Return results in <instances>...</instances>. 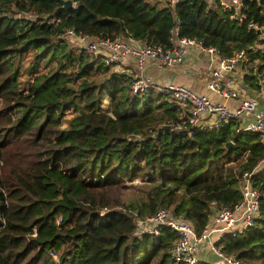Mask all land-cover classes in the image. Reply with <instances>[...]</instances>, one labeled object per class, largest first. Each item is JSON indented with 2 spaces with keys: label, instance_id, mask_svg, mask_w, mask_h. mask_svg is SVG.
<instances>
[{
  "label": "trees",
  "instance_id": "trees-1",
  "mask_svg": "<svg viewBox=\"0 0 264 264\" xmlns=\"http://www.w3.org/2000/svg\"><path fill=\"white\" fill-rule=\"evenodd\" d=\"M72 1L66 11L61 0H0V264H183L170 256L175 231L138 234L137 220L166 208L199 235L216 209L240 200L244 172L261 193L259 217L218 246L242 264H264L259 134L236 132L235 121L191 137L158 129L179 121L177 103L132 94L128 74L62 37L72 27L167 47L179 20L178 38L227 56L244 50L260 72L264 51L248 49L256 35L216 0ZM244 2L248 19L264 23V0ZM47 15L61 22L50 26Z\"/></svg>",
  "mask_w": 264,
  "mask_h": 264
},
{
  "label": "built area",
  "instance_id": "built-area-1",
  "mask_svg": "<svg viewBox=\"0 0 264 264\" xmlns=\"http://www.w3.org/2000/svg\"><path fill=\"white\" fill-rule=\"evenodd\" d=\"M182 0H168L167 6L174 7ZM219 9L228 14L230 20L237 24H244L247 29L256 35V41L248 49L264 51V23H258L252 18L248 19L247 7L244 0H216ZM75 5V3H74ZM45 22L55 26L61 22L58 16H45ZM179 20L175 21L170 30L169 45H148L132 36H119L117 38L91 36L78 33L72 27L64 30L62 37L66 38L75 47L83 49L86 53L100 56L102 62L110 67L120 66L124 60L133 58L136 73L130 80L132 94L145 95L149 91L166 95L180 107L179 121L171 124L176 132H183L188 137L193 130L217 129L231 121L236 122V132L259 134L264 143V111L260 109V102L264 105V70L257 69L249 63L247 52L234 51L231 55H223L213 46H205L203 41L195 37H181L179 34ZM199 51L204 54L209 63L210 81L207 88L224 100L236 99L238 105L234 108L224 102H216L200 95L184 85H177L170 79L157 82L146 76L147 68L157 70L172 68L188 60L190 52ZM239 73H236V72ZM234 74L254 79L255 96L246 94L250 88L240 84L239 78ZM231 143H233L231 141ZM252 172L241 175L239 190L240 200L232 207H220L215 210L209 224L197 235L194 227L188 221L174 218L166 208H159L144 219L137 220L136 232L138 234H158V227L166 226L177 233V240L171 245L170 256L183 264H198L197 246L205 242L210 250L224 264H242L233 255L224 254L218 246L219 240L225 236L232 238L242 236L251 228L260 213V191L253 187ZM216 234V240L212 235Z\"/></svg>",
  "mask_w": 264,
  "mask_h": 264
},
{
  "label": "crops",
  "instance_id": "crops-1",
  "mask_svg": "<svg viewBox=\"0 0 264 264\" xmlns=\"http://www.w3.org/2000/svg\"><path fill=\"white\" fill-rule=\"evenodd\" d=\"M149 1L153 4L163 7L167 6L168 0ZM208 63L209 61L204 54L200 53L199 51L190 52L188 60L182 64H178L172 68H162L160 70L149 67L147 68L145 74L147 77L157 82H164L165 80L170 79L174 84L187 86L200 95H204L216 102H224L229 106V108H234L238 105V100H224L221 96L215 94L207 88V83L210 81L209 68L207 66ZM118 67L121 69H118V71H124L130 77L134 76L136 73V66L133 58L124 60ZM236 73L239 72L237 71ZM234 75L237 76L236 74ZM237 78H239L240 84H244L246 87H248L247 84L244 83L243 78H241V75H238ZM246 94L255 96L256 93L253 89L248 88L246 90ZM259 104L260 109L264 111L263 103L260 102ZM210 251L211 250L208 248L206 243H200L197 246V255L200 261L216 264L219 259L211 252V254L214 255L212 257Z\"/></svg>",
  "mask_w": 264,
  "mask_h": 264
},
{
  "label": "water",
  "instance_id": "water-1",
  "mask_svg": "<svg viewBox=\"0 0 264 264\" xmlns=\"http://www.w3.org/2000/svg\"><path fill=\"white\" fill-rule=\"evenodd\" d=\"M61 3H62V8L64 10H66V11H68L69 9L74 7V3H73L72 0H61ZM158 129L169 130L170 129V125L169 124L159 125ZM230 144H232V143L231 142L227 143L225 145V147H228ZM216 264H224V263L222 261H218Z\"/></svg>",
  "mask_w": 264,
  "mask_h": 264
},
{
  "label": "rangeland",
  "instance_id": "rangeland-1",
  "mask_svg": "<svg viewBox=\"0 0 264 264\" xmlns=\"http://www.w3.org/2000/svg\"><path fill=\"white\" fill-rule=\"evenodd\" d=\"M76 47H77V46H76ZM73 48H74V47H73ZM112 68H113V69H117V70L120 69L119 67H118V68H116V67H112ZM120 70H121V69H120ZM69 116H70V115H69ZM140 184H141V181H140V180H137V181H134L133 184H131V185L135 186V185H140ZM130 191L132 192L133 190L129 189V194H130ZM212 240H213V241L216 240V234H213V235H212ZM201 244H205V242H202ZM206 245H207L208 248H209V245H208V244H206ZM209 249H210V248H209ZM211 252H212V251H210V254H211ZM212 254H214V253L212 252ZM212 254H211V256L213 257L214 255H212Z\"/></svg>",
  "mask_w": 264,
  "mask_h": 264
}]
</instances>
